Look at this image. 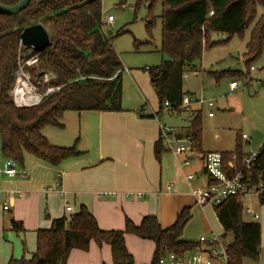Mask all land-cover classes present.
I'll list each match as a JSON object with an SVG mask.
<instances>
[{
	"label": "trees",
	"instance_id": "16d2710c",
	"mask_svg": "<svg viewBox=\"0 0 264 264\" xmlns=\"http://www.w3.org/2000/svg\"><path fill=\"white\" fill-rule=\"evenodd\" d=\"M21 0H0V4L13 6ZM159 0H138L149 3L146 27L155 21L153 6ZM163 5L161 52L168 57L155 67H147L150 83L155 89L159 110L145 117H161L165 102L170 112L178 110L185 95L184 75L188 69L197 68L204 48H212V34L229 37L242 34L256 19L257 7L264 0H161ZM102 0H31L17 15L0 12V154L24 165L26 153L58 167L64 161L83 154L78 142L59 146L44 134L47 127L64 128L67 112H122L124 64L115 49L111 35L103 31ZM42 24L47 29L51 45L42 52L20 45L24 28ZM264 47V14L254 26L248 44L246 63L259 57ZM37 56L38 61L27 65L32 84L45 92L49 87L58 89L45 95L40 104L17 106L9 93L20 61ZM26 65V64H25ZM252 69V67H251ZM46 73L55 78L43 80ZM143 110V109H142ZM141 110V111H142ZM182 111V110H181ZM203 111L193 112L186 137H192L197 155L202 160ZM240 139L242 134L239 136ZM170 152L161 137L154 143V155L160 162L164 153ZM227 168L234 161L237 171L244 172L251 185L264 184V147L257 151L252 169L246 171L243 162L248 154L238 140L233 151H223ZM235 158L233 159V157ZM264 204V196L260 198ZM224 229L222 237L228 243L229 264H244L246 259L256 261L261 253V224L247 222L244 207L236 196L225 199L214 207ZM192 218L190 207L183 208L176 221L163 228L155 215L144 216L139 224L129 217L123 230H104L97 218L85 206L69 217L52 220L51 227L37 231L36 251L31 258H11L7 264H66L73 249L89 250L92 241L97 245L109 244L113 264H135L128 250L126 235L132 234L155 243L151 264H159L162 255L174 252L180 256L205 245L199 241L182 238L187 223ZM12 229L24 231L21 222L12 221ZM230 234L232 240L228 242Z\"/></svg>",
	"mask_w": 264,
	"mask_h": 264
},
{
	"label": "rangeland",
	"instance_id": "374dc122",
	"mask_svg": "<svg viewBox=\"0 0 264 264\" xmlns=\"http://www.w3.org/2000/svg\"><path fill=\"white\" fill-rule=\"evenodd\" d=\"M102 3V15L105 22L103 31L111 35L113 45L125 67L123 73L124 111L111 112L107 115L110 116L108 119L87 121L80 116V113L65 114L64 128L50 126L46 128L45 131L56 137L52 139L59 142H96L97 136L100 135L103 142H142L141 136L146 129L150 131L159 124H166L177 131H186L193 112L202 109L204 151H233L238 140L242 142L247 154L256 153L260 149L264 142V47L262 54L253 59L250 64L246 63L245 54L254 26L264 14V7L261 4L257 7L255 21L242 34H235L231 37L226 34L211 35V41L216 45L212 48H204L203 57L197 64V68L188 69L187 77L184 78V91L192 98L191 106L182 111L165 110L161 117L150 118L140 114L142 112V114L150 115L158 106V98L150 83L149 72L146 68L158 66L164 59H168L161 52L162 2L159 0L153 6L152 13L155 21L150 29L146 27L149 16L148 2L137 5L138 0H102ZM109 16L114 19L111 24L106 23ZM25 66L27 65L21 60L18 72L21 73L23 70L24 74L29 77H26V80L29 82L31 91L40 92L32 84L30 73ZM232 81H237V89L231 88ZM198 99L204 102L198 103ZM209 101L214 103L213 107L207 105ZM209 112H213L214 117H209ZM143 120L146 124L144 123L145 126L141 127ZM151 120L156 121L154 123ZM144 128L146 129L143 131ZM241 134H246L248 138L240 139ZM6 160L5 156L0 155V169L4 168ZM196 164H199L202 169L199 155L196 157ZM16 166L17 171L21 173L26 172V169H31L33 177L37 175L36 169L39 172V167L34 163L30 164L26 155L24 165L16 162ZM193 167L190 170L196 174ZM1 178V181L12 180L16 183L24 180L22 176L12 178L3 175ZM244 203L245 205L250 204L260 216L256 221L249 214H244L243 218L247 222L254 221L261 224L263 231L261 249L264 254V204L257 196L247 197ZM191 210L192 218L187 223L182 236L184 240L200 241L201 238L209 240L212 229L220 234L224 232L214 217L216 210L211 209L212 224L206 219L204 213ZM121 218L120 225L123 226L116 228L117 223L114 222V230L125 228L127 217L123 215ZM6 232L8 235L5 242L0 245V254L2 250H5L14 258L32 256L37 242L36 233L16 232L10 229ZM227 240L228 242L232 240L230 234ZM136 242L129 241V246L137 257L136 261L139 264H150L151 262L148 263L149 260H147L150 254H147L146 250Z\"/></svg>",
	"mask_w": 264,
	"mask_h": 264
},
{
	"label": "crops",
	"instance_id": "0c3cea01",
	"mask_svg": "<svg viewBox=\"0 0 264 264\" xmlns=\"http://www.w3.org/2000/svg\"><path fill=\"white\" fill-rule=\"evenodd\" d=\"M158 110L159 102L152 114ZM69 113L72 112L66 114ZM76 113H80L87 121L108 119L110 116L107 115L111 112ZM151 121L155 123L156 120ZM144 123L146 124L145 120L141 127L145 126ZM160 125L150 131L144 128L143 131L146 129V132L141 136L142 142H103L100 135L97 136L96 142H78V149L83 154L64 161L58 167L26 153L29 163L39 167V172L34 169L37 173L35 177L31 169H26L25 174L20 175L24 180L17 183L12 180L1 181L5 174L0 176V188L3 190L0 196V245L8 235L6 231L13 230L12 221L21 222L24 232L31 231V234L36 233L37 236L38 230L51 227L53 219L78 213L81 205H85L94 214L104 230H114V222L117 223L116 228H121L123 215L125 218H131L136 224H139L144 216L155 215L162 227L167 228L176 221L178 213L185 207H190L197 213H204L206 219L211 222V209L215 211V208L211 205L200 206L193 195V190L202 187L206 179L202 158V169L196 164L197 156L193 158L191 166L184 168L181 166L183 158L171 152L164 153L159 162L154 155V143L160 138ZM45 130L44 134L53 144L70 146L75 143L56 141L52 139L56 137ZM178 132L185 134L186 131ZM192 166L196 174L190 170ZM189 174H195V178L189 180ZM170 185L172 188H168ZM49 187L54 189L47 191ZM16 190H21L23 195L18 196ZM130 192H143L145 196L132 199L128 197ZM6 200L8 208L4 209L3 203ZM66 204L72 207L71 212L65 210ZM214 217L224 231L217 214ZM213 231L217 232L212 229ZM262 238L263 231L261 242ZM130 240L137 241L136 243L150 254L147 260L148 263L151 262L155 243L127 234L126 244L134 258L136 255L129 246ZM35 251L36 244L32 252ZM11 258H14L11 253L2 250L0 264H7ZM136 260L137 257L135 264H139ZM66 264H113L111 247L109 244L99 246L92 241L87 251L73 249ZM244 264H264L262 249L258 260L246 259Z\"/></svg>",
	"mask_w": 264,
	"mask_h": 264
},
{
	"label": "built area",
	"instance_id": "2783aa9c",
	"mask_svg": "<svg viewBox=\"0 0 264 264\" xmlns=\"http://www.w3.org/2000/svg\"><path fill=\"white\" fill-rule=\"evenodd\" d=\"M113 17L109 16L106 20V23L111 24L113 22ZM38 61L37 56L31 57L28 61L25 62L26 65H33ZM253 69V67H252ZM26 75L23 70L18 72V68L15 73L14 82L10 88L9 93L13 97L17 106H33L40 104L43 97L50 92L58 89V87H49L45 92H33L31 87L29 88V82L26 80ZM187 77V73L184 75V78ZM29 78V77H27ZM52 78H55L53 73H46L43 76L45 82H49ZM26 84H28V88ZM232 89H237V81H232L230 84ZM30 95H36L37 100L27 103L26 99ZM204 100L198 99V103H203ZM192 104V98L189 94L185 95L182 101L181 106L176 111H181L188 109ZM209 107H213L214 103L212 101L207 102ZM165 110L170 111L171 106L168 101L165 102ZM175 112V111H173ZM209 117H213L214 113L209 112ZM161 133L160 137L167 149L179 156L182 157L181 166L187 167L191 166L193 158L197 156L196 147L193 143L192 137H186L183 134H180L173 127H169L166 124H161ZM243 139H247L246 134H242ZM261 147H264V142ZM1 149V145H0ZM257 152L253 154H248L243 162V167L246 171L252 169L253 164L256 160ZM235 156L233 157V159ZM204 164V175L206 177L204 185L198 189L193 190V195L196 198V202L204 207L211 205L213 207L222 203L225 199L236 196L240 199L242 206L244 207L245 214H249L256 221L260 218L259 214L255 212L251 205H245L244 201L247 197L257 196L259 199L264 196V184L259 182L258 185H251L248 180L245 178L244 172L237 171L234 174H231V170L235 168L234 161L229 162L228 167H224L223 163V154L220 151H207L203 158ZM16 162L12 158H7L4 168L0 169V176L2 174L8 175L9 177H17L22 175L21 172L17 171ZM189 180L195 178V174H189L187 176ZM172 188V185L168 186ZM53 187L47 188V191L53 190ZM0 188V196L2 193ZM15 193L18 196H22L23 192L21 190H16ZM145 196L143 192H130L128 193L129 198H142ZM4 209L8 208L7 200L3 203ZM67 212L72 211V207L68 204L65 206ZM205 246L203 248L196 249L192 252H188L183 256H180L174 252H169L161 256L159 259V264H229L230 257L228 254V243L222 237L221 234L217 232H212L209 240L201 238L199 241Z\"/></svg>",
	"mask_w": 264,
	"mask_h": 264
},
{
	"label": "water",
	"instance_id": "95a60500",
	"mask_svg": "<svg viewBox=\"0 0 264 264\" xmlns=\"http://www.w3.org/2000/svg\"><path fill=\"white\" fill-rule=\"evenodd\" d=\"M31 0H21L13 6L0 4V12L17 15L24 10ZM20 45L31 48L36 52H42L51 45L49 33L44 25L34 24L23 29L20 34ZM25 172L23 173V175Z\"/></svg>",
	"mask_w": 264,
	"mask_h": 264
},
{
	"label": "bare ground",
	"instance_id": "6f19581e",
	"mask_svg": "<svg viewBox=\"0 0 264 264\" xmlns=\"http://www.w3.org/2000/svg\"><path fill=\"white\" fill-rule=\"evenodd\" d=\"M26 86L27 87H25V88H28V84H26ZM30 88V87H29ZM37 96L36 95H30L27 99H26V102L27 103H31V102H33V101H35V100H37Z\"/></svg>",
	"mask_w": 264,
	"mask_h": 264
}]
</instances>
